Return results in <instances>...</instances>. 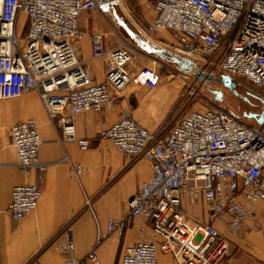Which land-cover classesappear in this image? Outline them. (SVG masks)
Listing matches in <instances>:
<instances>
[{"label": "built area", "instance_id": "obj_1", "mask_svg": "<svg viewBox=\"0 0 264 264\" xmlns=\"http://www.w3.org/2000/svg\"><path fill=\"white\" fill-rule=\"evenodd\" d=\"M132 1L151 6L153 19L143 27L145 35L169 32L177 41L175 53L193 66L243 81L264 95V0ZM96 7V0H0V101L35 92L57 142H74L81 151L89 143L75 137V115L110 111V91L125 93L134 105L160 82L155 67H139L131 75L134 49L120 42L106 50L98 32L90 35V60L104 57L109 66L101 83L91 81L73 41L80 37L79 15ZM19 24L25 33L18 37ZM7 134L18 169L43 172L35 122L15 123ZM98 139L130 161L144 158L150 165L149 176L126 201L125 216L108 220L106 233L120 235L127 220L140 218L155 240L124 247L119 264H157V252L175 264H219L228 252L226 235L252 233L264 241V118L261 125H247L220 108L187 110L164 131L150 133L125 115L101 130ZM87 171L71 166L74 179ZM39 197L34 184L15 186L5 213L20 221L34 211ZM182 197L191 206L201 201L207 221L184 211ZM215 221L225 235L214 228ZM102 239L96 237L85 261L98 264L95 248ZM58 249L66 256L63 264H81L72 257L67 234Z\"/></svg>", "mask_w": 264, "mask_h": 264}, {"label": "crops", "instance_id": "obj_2", "mask_svg": "<svg viewBox=\"0 0 264 264\" xmlns=\"http://www.w3.org/2000/svg\"><path fill=\"white\" fill-rule=\"evenodd\" d=\"M108 1L96 3L102 5ZM152 19L153 13L150 21ZM77 27L80 37L73 41L75 55L91 81L101 83L102 73L109 63L104 57L90 60V35L100 33L104 49L108 50L118 45L108 41V37L115 34L93 11L81 13ZM129 36L141 45L145 44L142 37ZM142 64L134 59L129 73L134 74L139 67L145 66ZM110 95V111L102 109L73 117L75 137L89 143L85 151L79 150L74 142L62 145L57 142L56 131L47 121L35 92L29 91L18 98L0 101V264H25L31 259L37 264H63L66 256L60 253L58 247L65 234L73 244L72 257L80 260L81 264H90L84 257L98 235H103L95 248L98 264H119L124 247L155 240L149 224L140 218L127 220L120 235L106 233L108 220H119L125 216L126 201L149 176L150 165L144 158L130 161L123 157L107 141L99 140L98 134L125 115L131 116L146 131L156 132L162 124V117L178 98V86L174 81L159 83L153 90L141 95L134 105L126 99H118L113 91H110ZM28 119L37 126L41 141L37 161L46 164L43 172L29 169L23 173L15 165V151L10 144L7 128ZM75 165L88 171L74 179L71 166ZM25 184L36 185L40 197L34 211L20 221H14L5 213L10 191L15 186ZM181 207L198 220L207 221L201 201L191 206L182 197ZM212 225L225 235L220 223L215 221ZM226 237L229 241L234 240L232 236ZM243 242L244 245L250 242L254 248L236 247L231 251L235 250L236 254L244 252L243 256L250 264H264V241L247 233L240 238L239 243ZM156 262L175 264L169 255L159 252L156 253ZM233 262L238 263L237 260L230 261Z\"/></svg>", "mask_w": 264, "mask_h": 264}, {"label": "rangeland", "instance_id": "obj_3", "mask_svg": "<svg viewBox=\"0 0 264 264\" xmlns=\"http://www.w3.org/2000/svg\"><path fill=\"white\" fill-rule=\"evenodd\" d=\"M105 22L106 26L114 32V35L108 37V41L119 44L120 42L128 43L134 49V59L145 65L144 67H155L160 72V82H176L178 86V98L174 104L170 107L162 117V124L157 131H164L170 124L173 118L178 114L187 111L195 110L201 111L207 108H220L234 114L238 120L247 125H255L253 119L244 117V114L261 115L264 118V95L261 91H257L243 81L234 80L235 84L231 89L223 87L219 82H209L206 80L196 79L191 74L180 77L182 71H180L173 63H168L159 57L155 56L149 51H144L138 47L132 38H143L145 43L156 45L172 54H176L174 46L177 41L167 31H159L151 35H145L142 30L145 24L150 21L152 17V11L150 5L145 1L133 2L132 0H109L107 4L98 5L95 10H92ZM18 29V37L24 35L22 28ZM129 34V35H128ZM133 59V60H134ZM153 61L157 62V65H153ZM196 70L209 74L208 70H203L200 65H194ZM183 76V75H182ZM210 76L216 80L220 78V74L212 72ZM158 83V84H159ZM123 96L116 95L118 99H124ZM131 101V96H128ZM234 240H228L227 255L221 260L219 264H236L230 263L231 260H237V264H250L247 262V258L244 252L236 254L235 250L231 249L236 247H248L254 248V245L239 243L241 236H232ZM228 239V238H227ZM237 239V242H235ZM247 243V242H246Z\"/></svg>", "mask_w": 264, "mask_h": 264}, {"label": "water", "instance_id": "obj_4", "mask_svg": "<svg viewBox=\"0 0 264 264\" xmlns=\"http://www.w3.org/2000/svg\"><path fill=\"white\" fill-rule=\"evenodd\" d=\"M98 3L101 2V0H96ZM133 41L135 44H137L139 47L144 49V51H149L155 56L159 57L160 59L168 62L173 63L176 65V67L186 74L193 75L196 79L199 80H206L209 82H219L223 87L231 89L233 85L235 84L234 80L229 78L225 75H220V78L216 80L214 77L210 76V74H204L203 72H199L196 70V67L193 66L192 62L179 56L176 54H172L156 45L150 44V43H143L142 45L133 38ZM244 117L248 119H254L255 123L258 125H261L263 123V117L261 115H255V114H244Z\"/></svg>", "mask_w": 264, "mask_h": 264}, {"label": "flooded vegetation", "instance_id": "obj_5", "mask_svg": "<svg viewBox=\"0 0 264 264\" xmlns=\"http://www.w3.org/2000/svg\"><path fill=\"white\" fill-rule=\"evenodd\" d=\"M254 120V119H253ZM254 122H255V120H254Z\"/></svg>", "mask_w": 264, "mask_h": 264}, {"label": "bare ground", "instance_id": "obj_6", "mask_svg": "<svg viewBox=\"0 0 264 264\" xmlns=\"http://www.w3.org/2000/svg\"><path fill=\"white\" fill-rule=\"evenodd\" d=\"M227 89V88H226Z\"/></svg>", "mask_w": 264, "mask_h": 264}]
</instances>
